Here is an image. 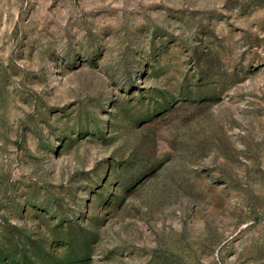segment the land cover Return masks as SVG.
<instances>
[{"label": "rangeland", "instance_id": "rangeland-1", "mask_svg": "<svg viewBox=\"0 0 264 264\" xmlns=\"http://www.w3.org/2000/svg\"><path fill=\"white\" fill-rule=\"evenodd\" d=\"M0 264H264V0H0Z\"/></svg>", "mask_w": 264, "mask_h": 264}]
</instances>
